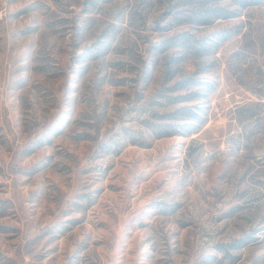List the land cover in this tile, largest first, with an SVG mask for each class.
I'll list each match as a JSON object with an SVG mask.
<instances>
[{
  "label": "rangeland",
  "instance_id": "obj_1",
  "mask_svg": "<svg viewBox=\"0 0 264 264\" xmlns=\"http://www.w3.org/2000/svg\"><path fill=\"white\" fill-rule=\"evenodd\" d=\"M0 264H264V0H0Z\"/></svg>",
  "mask_w": 264,
  "mask_h": 264
}]
</instances>
